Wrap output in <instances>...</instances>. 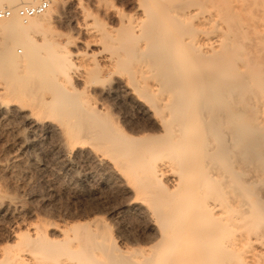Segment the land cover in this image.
Wrapping results in <instances>:
<instances>
[{
	"label": "bare ground",
	"instance_id": "bare-ground-1",
	"mask_svg": "<svg viewBox=\"0 0 264 264\" xmlns=\"http://www.w3.org/2000/svg\"><path fill=\"white\" fill-rule=\"evenodd\" d=\"M36 2L0 0V9L12 10L0 19V118L16 125L17 136L5 173L31 160V137L53 135L66 154L87 156L121 179L156 241L151 252L131 257L98 218L49 228L30 223L26 234L8 229L19 245L8 260L264 264V0H131L128 12L96 0L108 22L99 23L104 33L87 22L86 0H53L42 13L18 14ZM67 7L85 14L77 26L84 37L66 34L67 43H53L47 29ZM100 40L110 52L103 79L74 61L97 59L88 50ZM98 80L100 96L91 99ZM110 100L137 108L156 131L129 127ZM21 204H0V216L14 222L31 214ZM6 253L0 248V262Z\"/></svg>",
	"mask_w": 264,
	"mask_h": 264
},
{
	"label": "rangeland",
	"instance_id": "rangeland-1",
	"mask_svg": "<svg viewBox=\"0 0 264 264\" xmlns=\"http://www.w3.org/2000/svg\"><path fill=\"white\" fill-rule=\"evenodd\" d=\"M86 1L89 3L87 4L89 12L86 18L87 22L91 25H93V23L94 25H99L98 28H101L103 21L108 23L107 19L102 15V12L97 11L96 0ZM101 1L108 6L111 5V3L112 5L116 4L127 12L132 8L131 0ZM72 8L73 7H67L61 10V18L55 21L54 25L50 28L51 30H49V28L47 29L48 31L46 34L48 35V39H52L51 41L53 43H67L66 34L75 37L73 38L74 40L76 37H80V35L84 37V35L78 32L77 26L85 20V14L78 9ZM99 23H101V25ZM109 29L110 27L108 30ZM103 30L101 32H103ZM37 39L39 38L37 37ZM102 40H100L98 46H92L91 49L88 50L92 55L94 53V57H97V59L91 57L92 61L95 59L93 63L90 58L85 61L81 59V57H74L76 66L81 67L82 70L84 67V70L92 66L97 68L98 77H100L98 79H103L107 76L105 72L106 69L103 65V59L110 53L108 49L106 53L107 50H105V45L103 46ZM73 42L70 47L76 50L78 45L76 46L75 42ZM97 52L98 54H96ZM96 61H98V63ZM98 64L99 68L97 66ZM80 70L77 69V72L75 70L72 72L74 73L72 76L76 83H78L82 77L83 71ZM91 83L92 82L89 84ZM96 83L97 85H93L94 83H92L91 88L89 87V95L92 93L94 95H91L92 97L90 96L91 99L100 96L102 85L99 80ZM94 91H97V94L94 93ZM109 103L112 104L129 127L136 122L138 125L145 126L146 128L149 126L147 129H150V132L153 130L156 131L155 128H153L154 124L151 119L147 118L148 116L141 113L137 108L119 100H110ZM0 120V161L5 163L3 164L1 162L3 165L0 163V204L5 205L9 201L19 205L23 203L27 209L30 208L32 210L31 214H25V216L20 217V219L18 218L19 220L15 218L14 222H12L14 219H9L6 215L0 216V248H6L7 252V259L4 262H0V264H12L8 259L19 249V245H16V242L8 240V236H6L8 235V229L18 228L23 234H26L27 227L30 223L49 228L50 222H56L60 225L69 223L89 225L98 218V220H102L101 222L109 227L113 240L126 254H128V256L137 257L151 252V246L155 245L153 240L156 239H154L155 235L151 227V220L144 210L134 206L136 203L134 194L130 193V190L125 187L119 177L97 167L87 156H76L71 153L66 154V152L58 146L56 138H54L53 135H49V137L52 136L51 138L46 135H40V138L39 136L36 138L31 137L32 141H34L31 143L32 146L29 148V152H27V157H31V160L27 161L23 166L18 163L15 164V167L13 166L14 173L6 174L5 172L7 170L5 168L6 165L9 164V161L7 163L9 159L8 156L13 155L17 149L16 145H14V141L15 143L17 141V136L13 137L16 133L12 130L16 128V125H14V123L9 124L13 126V128H11L12 126L8 125V121H4L5 123L7 122L4 124L3 119L0 118ZM18 123L17 128L20 127L22 132L25 130V134L28 135V126L20 122ZM152 125L153 127H150ZM8 130H10L11 133ZM11 141H13V143ZM27 241L29 240L24 235L21 239L23 247ZM25 256L26 257H23L24 259L21 263L31 264V257L28 255Z\"/></svg>",
	"mask_w": 264,
	"mask_h": 264
},
{
	"label": "built area",
	"instance_id": "built-area-1",
	"mask_svg": "<svg viewBox=\"0 0 264 264\" xmlns=\"http://www.w3.org/2000/svg\"><path fill=\"white\" fill-rule=\"evenodd\" d=\"M53 0H37L35 4L24 5L18 7V14L21 17L28 18L33 15L44 12L48 9ZM12 15V10L9 8L0 9V19L10 17Z\"/></svg>",
	"mask_w": 264,
	"mask_h": 264
}]
</instances>
